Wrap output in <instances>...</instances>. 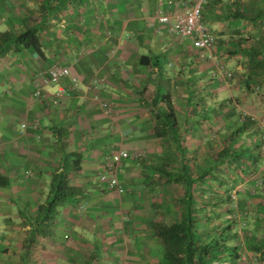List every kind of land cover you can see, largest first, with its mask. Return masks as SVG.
<instances>
[{
    "label": "crops",
    "instance_id": "1",
    "mask_svg": "<svg viewBox=\"0 0 264 264\" xmlns=\"http://www.w3.org/2000/svg\"><path fill=\"white\" fill-rule=\"evenodd\" d=\"M186 4L187 0H0V32L36 29L42 51L12 50L0 58V264H23V242L64 157L71 185L81 189V195L58 210L50 236L40 238L28 264H86L90 257L97 264H166L164 246L151 225L180 221L184 189L164 178L162 185L152 183L149 177L158 178L156 169L167 170L164 156L170 151L176 164L168 171L184 166L189 152L191 164L203 163L199 173L191 172L192 166L189 172L195 180L202 178L192 191L200 240L207 241L223 228L213 227V206L204 214L197 207L209 200L202 186L214 178V154L222 157L217 161L229 162L244 152L256 159L255 166L264 165V0H209L202 21L216 46L204 60L190 40L173 37L157 22L160 13L177 16ZM51 65L67 67L79 87L57 97L59 87H68L63 81L44 88L36 100L34 79ZM97 80V92L88 90ZM167 103L181 154L170 133L157 137L153 131L156 113H167ZM214 121L221 123L217 128L224 145L217 153ZM249 138L254 143L250 148ZM124 144L125 152L146 158L122 163L118 178L126 192L119 196L95 178L105 155ZM156 144L160 148L155 149ZM74 160L76 170L71 169ZM194 194H200L199 199ZM256 194L253 201L264 198L263 189ZM247 208L243 220L253 224ZM262 224L259 218V230L249 238L263 239ZM226 256L221 264L229 263ZM259 258L264 264V256Z\"/></svg>",
    "mask_w": 264,
    "mask_h": 264
},
{
    "label": "trees",
    "instance_id": "2",
    "mask_svg": "<svg viewBox=\"0 0 264 264\" xmlns=\"http://www.w3.org/2000/svg\"><path fill=\"white\" fill-rule=\"evenodd\" d=\"M12 50H33L38 54H42L37 30L29 28L19 33L10 31L0 32V58L7 55ZM162 100L165 101L167 99L163 97ZM169 106L170 105L167 103L169 109L167 113H156L157 123L153 131L157 137H164L167 133H170L172 141L175 143V149L181 154V146L177 144V137L173 130L176 123ZM72 156L76 157L77 155ZM233 161H247L248 163L252 162V164H256V159H253L252 156H247L244 152L233 155L229 162ZM65 162L66 157L62 159L61 169L52 174L49 182L48 195L44 202L38 206L37 215L32 222L31 230L27 233L23 242V264H28L30 253L32 249L38 245L40 238H47L50 236L58 210L67 202L76 200L81 195V189L71 185L67 164ZM71 165V169H78V160H74ZM155 172H157L161 178H164L166 182L181 185L184 189L183 198L179 201L181 209L180 221L170 225L160 223L151 225L153 234L161 240L164 246V259L166 264H221L223 255H227L226 257L229 260V264L237 261V247H232L231 245L232 241L235 240V236L231 234L233 225L226 224L223 229L215 230L213 236L207 241H201L195 229L192 191L193 184H195L196 180L202 181V178L198 177L195 180L186 166H181L179 169L171 171L156 169ZM217 178L218 177L214 176L213 179L216 180ZM218 184L222 187L225 186V184H221L220 181ZM240 198H242L241 204L238 205V207L244 213L246 200L248 198L247 195H242ZM262 223L264 224V218ZM249 241V250L264 256V236L260 242H256L253 237L249 238ZM86 264L97 263H94L93 257H90L86 261Z\"/></svg>",
    "mask_w": 264,
    "mask_h": 264
},
{
    "label": "rangeland",
    "instance_id": "3",
    "mask_svg": "<svg viewBox=\"0 0 264 264\" xmlns=\"http://www.w3.org/2000/svg\"><path fill=\"white\" fill-rule=\"evenodd\" d=\"M169 17L173 18L175 16H169ZM219 84H221V82H219ZM220 124L221 123L218 122V124H217V122L214 121L215 127H214L212 133H213V137H214L215 141H217L219 139V135H220L221 131L217 128V126H221ZM183 133H185V132H183ZM186 136L188 137L187 134H186ZM251 139L250 138L247 139L248 145L245 144L246 142L245 143L243 142L245 145H247L246 147L250 148L254 145L253 141L252 142L250 141ZM231 140L232 139H230V141ZM233 141L234 140H232L231 142H233ZM249 141L251 143H249ZM236 142H237V140H236ZM239 142L240 141L238 140V144H239ZM219 143H220L219 147L217 146L218 144L214 143V151H216V153H217V148L219 150V148L222 149L224 147L223 143L221 142V139H219ZM158 147L159 146H157V144H156L154 148L156 149ZM124 148H125V144L122 146H119L116 152L108 153L107 155H105V157L112 155V154H117L120 151H125V150H123ZM190 148H192V146L188 142L186 149L188 150ZM262 151H264V150H262ZM170 152H172V151H170ZM170 152H167L164 156V158H168L166 160L165 165H164V167H166L167 170L169 167H175V164H176V161H174V159H172L174 157V154L172 155V153H170ZM173 153H175V152H173ZM132 154L128 153V155L131 156L130 158L134 159L135 155L139 154V152L132 153ZM140 154L143 155L142 159L144 157L146 158L145 154H143V153H140ZM184 155H185L184 156V161H185L184 166L187 167L189 172H190V167L192 166L191 172L196 171L199 173V171H201V166L203 167V163L200 164L199 161L195 160L194 163L191 164V159H192L191 158V155H192L191 152H189V154L185 153ZM145 158H144V160H145ZM219 159H222V157L218 156L217 154H214V161H213L212 167H213V171H214V176L218 177V178L216 180L208 179V180H206V183L204 181L205 184L202 186V188L206 189V191L208 193L207 197H209V200H208V202H204L205 200H203V202L200 201V206L197 207L198 208L197 211L199 214H204L205 211L210 213V209L214 207V209L212 210L214 229H217V227H219V228L225 227L226 224H224V223H226V222H230V224L233 225L231 234L233 236L237 237L238 240L233 241L232 247H237V250H239V252H237L239 257H240V255L245 254V259L242 260V257L241 258L238 257V260L232 264H257L258 261L256 262V261H254V259H256V258L258 259L260 253H254L253 252V255H252L251 254L252 252L249 250L248 247L250 244L249 233L256 232L257 230H259V229H257V226L259 227V218H260V222H262L263 219H261V216L264 215V198H262V199L260 198L261 201H253L254 198H257L256 193L259 192L260 189L264 190V171H263L264 165L260 164L258 166H255L254 164H252V162H251V164H249L248 162H241L240 164L229 165V162H227L226 160L217 161ZM208 165H211V163L208 162ZM232 168H233V171H232ZM203 170H204V168H203ZM104 171H105V165L103 164L99 173H103ZM118 171H119V169H118ZM118 171L116 173V176H117V179L119 180V178H118L119 172ZM149 178H151L153 180L152 183L157 182L159 184L161 183V185H162V183H164V180L161 179L160 175H158V178H157V175L153 174ZM95 180L98 181L97 183H100L97 175H96ZM217 181L218 182L220 181L221 184L224 183L225 186L222 187L221 185L218 184ZM100 184L103 185L102 183H100ZM258 187H259V190H258ZM175 190L178 191L177 188H175ZM125 192H126V190L124 189V193L120 194V195L121 196L124 195ZM114 193H116V192H114ZM242 195H247L248 199L246 200V205H249V203H250V207L251 206L255 207L252 209L250 207H248V208L245 207V210H246V208H247V210H249V216L248 217H249V220H251L250 222L255 221V223H253V224L252 223L248 224L247 223L248 221L243 220L244 213L238 207V205L241 204L242 198H240V197H242ZM195 196L197 197V199H199L200 194L195 195ZM261 197H264V194H262ZM218 201H220V202H218ZM211 202L213 203V205H211ZM257 207H259L258 211L256 209ZM255 217L256 218L258 217V219H255ZM260 226H261V229L262 228L264 229L263 224ZM209 227H208V231H209V229L211 230V228H209ZM204 233H208V232L204 230ZM259 264H261L260 258H259Z\"/></svg>",
    "mask_w": 264,
    "mask_h": 264
},
{
    "label": "built area",
    "instance_id": "4",
    "mask_svg": "<svg viewBox=\"0 0 264 264\" xmlns=\"http://www.w3.org/2000/svg\"><path fill=\"white\" fill-rule=\"evenodd\" d=\"M209 0H187L186 8L183 13L169 17L162 13L157 17V22L161 27L167 29L170 35L178 39H188L191 41L192 48L197 52L200 60L205 59V55L216 46V38L211 30L202 21V10ZM64 27V25H62ZM63 81L68 82L67 89L59 87L57 97L67 96L69 92L78 89L79 81L72 76L69 69L65 66L51 65L37 74L33 83L32 96L36 100L42 98V91L46 87L60 86ZM99 81H94L87 89L97 92ZM262 149L264 150V137L262 139ZM141 154H137L134 159L141 160ZM130 156L125 151L112 154L104 158L105 171L97 175L100 183L106 186L110 191L117 194H123L124 188L120 185L116 173L122 163L128 160ZM247 254V253H246ZM242 260L245 254L240 255ZM249 257V256H248ZM258 261L259 258L254 259Z\"/></svg>",
    "mask_w": 264,
    "mask_h": 264
}]
</instances>
